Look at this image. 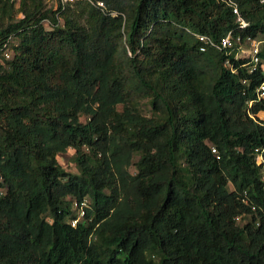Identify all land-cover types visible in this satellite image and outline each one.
Listing matches in <instances>:
<instances>
[{
	"label": "trees",
	"instance_id": "1",
	"mask_svg": "<svg viewBox=\"0 0 264 264\" xmlns=\"http://www.w3.org/2000/svg\"><path fill=\"white\" fill-rule=\"evenodd\" d=\"M102 1L59 23L0 0V264H264L262 71L197 37L262 39L264 61V6L236 0L240 30L220 0Z\"/></svg>",
	"mask_w": 264,
	"mask_h": 264
},
{
	"label": "built area",
	"instance_id": "2",
	"mask_svg": "<svg viewBox=\"0 0 264 264\" xmlns=\"http://www.w3.org/2000/svg\"><path fill=\"white\" fill-rule=\"evenodd\" d=\"M78 1H85L87 3L93 4L103 10L106 9L105 2L102 0H54L53 4H50L49 7H53L56 11V16L59 20V23H62L61 12L66 10L68 6H72ZM226 2L230 5L233 9L234 14L236 15L237 22H238V29H247L250 26V22L247 21L238 6L236 0H220ZM260 4L264 6V0H256ZM43 24L51 26V22L49 18H45L42 21ZM200 42L202 43L201 50L206 51V49L210 47L218 48L221 51H224L227 54H230L234 48H237L236 57L239 58L240 56L247 57V61L242 63L240 67H246L248 72L253 74L257 71H262L263 79L260 84L256 88V98L250 100L248 102V113L249 116L252 118H256L255 114L250 111L253 104L255 102H264V61L262 60L261 56L259 55L261 44L263 43L262 39H252L247 38L244 42L243 37L241 34H235L234 30L229 31L225 36H223L220 40H215L211 36L207 34H197ZM13 37L11 36L6 41L0 44V65H5L8 60H10L14 54V49L12 47ZM227 65H230V60H227ZM233 72L238 71V68L232 67ZM215 151V149L213 150ZM258 154L259 162L262 165L263 173H264V147H259L256 149ZM87 205V200L83 202L76 203L78 207L79 215L77 219L72 221L73 225H76L79 218L84 216L85 213V206Z\"/></svg>",
	"mask_w": 264,
	"mask_h": 264
},
{
	"label": "rangeland",
	"instance_id": "3",
	"mask_svg": "<svg viewBox=\"0 0 264 264\" xmlns=\"http://www.w3.org/2000/svg\"><path fill=\"white\" fill-rule=\"evenodd\" d=\"M21 0H16V4H15V11L13 13V16L18 19L21 14L19 13V8H20V2ZM131 0H126V2H130ZM46 6H50V4H53L54 0H44ZM1 16H4L5 19H8V13L4 14V12L1 10L0 8V17ZM45 26L47 28H50L48 25L45 24ZM19 38H14V44L15 46L17 45V42H18ZM121 108V106H119ZM140 111L143 115H146V116H152L154 115V110H153V107L151 105V102H150V99H145L143 101H141V105H140ZM83 121H87L88 118L86 117H82L81 118ZM74 156H75V150L72 149V148H69L68 151L66 153H62L58 159L60 161V164H62V166L69 172H72V173H78L79 172V168L77 166V164L75 163V160H74ZM138 160V157L135 158V161ZM130 171L135 174L137 173V169H136V166L133 165L131 168H130Z\"/></svg>",
	"mask_w": 264,
	"mask_h": 264
}]
</instances>
